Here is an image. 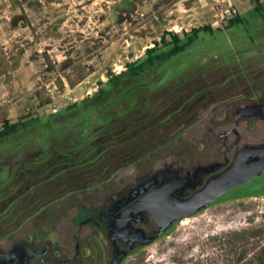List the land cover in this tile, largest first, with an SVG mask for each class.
I'll return each instance as SVG.
<instances>
[{"label":"rangeland","instance_id":"obj_1","mask_svg":"<svg viewBox=\"0 0 264 264\" xmlns=\"http://www.w3.org/2000/svg\"><path fill=\"white\" fill-rule=\"evenodd\" d=\"M204 25L211 29L192 34ZM166 31L178 32L181 43L190 37L192 42L149 68L139 84L114 88L109 77L143 56ZM262 92L264 0H0V128L4 120L29 116L13 137L0 141L5 144L0 165L12 169L37 150L46 154L65 146L94 162L100 158L94 159V133L105 127L121 158L111 162L105 179L66 193L55 209L5 234L0 251H11L15 243L38 249L48 244L45 262L33 264H70L64 259L75 256L78 241L81 261L110 264L113 244L98 226L75 225L77 208L108 205L158 170L187 164L193 150L199 154L197 144L223 143L221 133L239 118L235 108ZM205 95L207 103L194 108L191 123L167 124L181 105ZM239 129L242 143L264 139L262 119L241 120ZM24 169L19 192L38 177ZM7 171L0 172V185ZM55 171L48 168L42 178ZM60 180L62 187L68 181ZM53 181L46 182L47 189L56 191ZM53 211L58 218L47 233ZM144 226L157 232L152 220ZM122 247L128 253L120 264H264V171L176 220L152 243Z\"/></svg>","mask_w":264,"mask_h":264},{"label":"trees","instance_id":"obj_2","mask_svg":"<svg viewBox=\"0 0 264 264\" xmlns=\"http://www.w3.org/2000/svg\"><path fill=\"white\" fill-rule=\"evenodd\" d=\"M261 6L262 4L258 2L255 8L260 11ZM235 20L239 19L236 18ZM209 29H211V26L204 25L192 29L191 32L192 34L197 35L200 31ZM168 35L171 37L170 40H167ZM181 42L182 39L178 32H163L160 39L155 41L153 46L145 49L143 56L139 57L137 60L126 63L124 70L110 76V83L114 88H124L128 84L133 85L134 83L139 84L146 78L145 72L150 70L149 68L155 66L157 62L168 60L173 55L184 50L185 47L192 42V37H190L186 43ZM162 45L170 47L161 49ZM89 97L90 96L85 97L83 100H87ZM206 99L208 100V97L205 95L199 99L195 98L194 100H190V102L181 105L176 109V114H174L172 118L168 120L166 119L167 124H171L172 122L171 125L175 123L176 127H184L191 123L194 115L197 114L195 113L194 108L196 107V109H198L199 106H204L205 103H207ZM77 103L78 102L76 101L72 102L67 105L65 109H69ZM27 117L29 116H25L23 119H19L15 123H11L9 120H4L3 126L0 128V141L9 140L13 137L16 132L25 125ZM106 129L107 127L94 133V144L96 148L94 159L100 157L99 160L95 159L96 161L94 160V162H89L79 150L75 148L69 149L65 146L57 150L52 149L46 154H42L40 150H37L34 153H31L34 155L32 158L30 157V159H28V162L25 161L22 163L19 159L13 163L14 168L12 169L10 164L7 167L4 166L6 163L0 165V172L6 169L8 170L7 180L0 185V202H2L7 196L12 197L4 208H0V238H3L5 234L12 233L25 221L36 217L40 211H44L45 209L48 210L50 208L55 209L62 201H64L66 193L73 194L79 191H77V189H86L87 186H91L94 179L100 177L105 179V175H107V172L112 168L111 162L117 158L121 160L118 151L113 150L115 148H112V138L107 131H104ZM4 145L0 144V151L2 148H5L3 147ZM78 154L80 157L77 156ZM31 163L33 164L32 166H30ZM24 167H29L31 170L30 173H36L38 177L35 178V181L28 183L25 187L26 189L19 192L16 189L20 187V183L23 181L21 178L18 180L21 175L19 172L24 174ZM50 167H56L54 174L42 178ZM63 176H66L68 181H66L65 186L62 187L60 178ZM52 178H54V184L58 185L56 191L47 189L48 186L46 182L50 183ZM254 195L257 194L251 196ZM24 203L29 204L23 208L22 205ZM29 206L31 207L28 208ZM32 209H36V211L32 213ZM52 216L53 215L51 214L50 219Z\"/></svg>","mask_w":264,"mask_h":264},{"label":"water","instance_id":"obj_3","mask_svg":"<svg viewBox=\"0 0 264 264\" xmlns=\"http://www.w3.org/2000/svg\"><path fill=\"white\" fill-rule=\"evenodd\" d=\"M258 109L257 105L250 107ZM264 108V105H263ZM264 171V144L244 146L232 165L220 175L210 179L204 188L194 193L191 197L181 199L174 196L176 181L170 176L168 169L158 171L145 184H141L130 191L131 196H136L145 185L162 183L165 178L171 180L161 188H155L145 194L131 208L121 214L112 216L110 211L116 203H121L123 198L117 199L108 205L94 209V224L97 225L113 244V258L110 264H120L128 253L118 241L128 244L129 249L145 246L152 243L162 235L176 220L192 216L206 208L232 188L243 185L261 175ZM147 212L157 224V232L148 234L144 229L134 227L132 224L133 212L139 214ZM108 218V220H106ZM90 221V220H88ZM35 258L24 246L17 244L9 251L7 258L0 257V264H30Z\"/></svg>","mask_w":264,"mask_h":264},{"label":"flooded vegetation","instance_id":"obj_4","mask_svg":"<svg viewBox=\"0 0 264 264\" xmlns=\"http://www.w3.org/2000/svg\"><path fill=\"white\" fill-rule=\"evenodd\" d=\"M254 90V89H253ZM253 105H257L258 109H252ZM264 92L259 95H255L249 101H246L243 105L238 106L235 108V113L238 114L239 118L235 121V126L225 130L221 133L222 136H225V141L220 144H213V143H200L197 144V151L199 154L197 155L196 151L190 154L189 162L187 164H171L163 169H168L175 181H176V189L173 194L175 197H179L181 199H186L191 197L194 193L201 190L206 186V184L210 181V179L220 175L221 173L225 172L234 162L235 158L239 151L246 145H260L264 144V139L259 141H245L240 142L242 139L241 130L239 129V123L241 120L246 118H259L264 121ZM232 137V139L230 138ZM162 170V169H161ZM160 171V170H158ZM157 171V172H158ZM157 172L151 175L146 181L142 182L141 184H145L151 177H153ZM171 180L169 178H165L162 183H154L152 185H145L144 188L138 192L136 196H131L130 190L127 191L125 194L120 196L118 199L123 198L121 203H116L113 206L112 210L110 211V215L115 216L121 214L124 210L131 208L139 199H141L145 194L151 192L155 188H161L167 183H170ZM140 184V185H141ZM237 187L230 189L234 190ZM227 191V192H229ZM226 192V193H227ZM117 200V199H115ZM111 200V202L115 201ZM110 202V203H111ZM79 208V209H78ZM77 212L72 218V221L77 226L83 225H91L94 227V208H90L87 206L78 207ZM69 208H62L61 212L66 214L69 213ZM52 217L50 222V226L47 229V233H52V227L55 225V220L58 218L55 212H51ZM61 215V214H59ZM132 224L134 227H139L144 229L148 234H152V231H149L144 225L146 222L152 220L157 229V224L155 223L154 219L149 215V213L143 211L139 214L133 212L132 214ZM90 220V221H88ZM108 220V218L106 219ZM175 222V221H174ZM173 222V223H174ZM172 223V224H173ZM97 226V225H95ZM47 236V235H46ZM76 236V234H75ZM53 241V240H52ZM118 243L121 246L128 247V244L119 240ZM20 244L25 247V249L35 255L34 260L30 263L33 264L35 262H45V256L47 252L50 250V245L45 244L44 249H38L31 245L15 243V245ZM138 245V244H137ZM8 251H0L1 258L8 257ZM83 258L80 252V244L77 241L75 246V256L68 257L64 259L66 262H70V264H79V262H83V264H94V262L89 263L86 261H81Z\"/></svg>","mask_w":264,"mask_h":264},{"label":"bare ground","instance_id":"obj_5","mask_svg":"<svg viewBox=\"0 0 264 264\" xmlns=\"http://www.w3.org/2000/svg\"><path fill=\"white\" fill-rule=\"evenodd\" d=\"M184 222H186V220H183Z\"/></svg>","mask_w":264,"mask_h":264}]
</instances>
